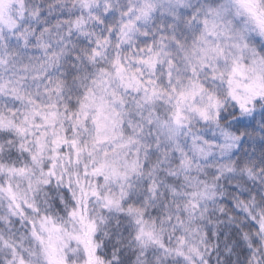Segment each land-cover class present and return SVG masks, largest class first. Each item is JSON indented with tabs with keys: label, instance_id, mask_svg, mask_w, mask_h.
<instances>
[{
	"label": "clouds",
	"instance_id": "1",
	"mask_svg": "<svg viewBox=\"0 0 264 264\" xmlns=\"http://www.w3.org/2000/svg\"><path fill=\"white\" fill-rule=\"evenodd\" d=\"M0 264H264V0H0Z\"/></svg>",
	"mask_w": 264,
	"mask_h": 264
}]
</instances>
